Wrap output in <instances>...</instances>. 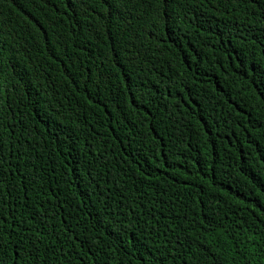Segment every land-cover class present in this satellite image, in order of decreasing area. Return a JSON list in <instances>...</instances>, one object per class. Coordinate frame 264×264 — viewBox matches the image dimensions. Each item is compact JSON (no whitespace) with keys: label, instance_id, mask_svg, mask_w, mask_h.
I'll return each mask as SVG.
<instances>
[{"label":"trees","instance_id":"obj_1","mask_svg":"<svg viewBox=\"0 0 264 264\" xmlns=\"http://www.w3.org/2000/svg\"><path fill=\"white\" fill-rule=\"evenodd\" d=\"M0 264H264V0H0Z\"/></svg>","mask_w":264,"mask_h":264}]
</instances>
